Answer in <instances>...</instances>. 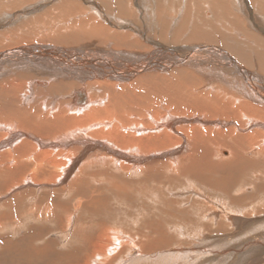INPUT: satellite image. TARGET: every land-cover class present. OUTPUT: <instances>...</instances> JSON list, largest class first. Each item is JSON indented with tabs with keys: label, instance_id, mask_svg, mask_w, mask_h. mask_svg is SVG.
Masks as SVG:
<instances>
[{
	"label": "bare ground",
	"instance_id": "6f19581e",
	"mask_svg": "<svg viewBox=\"0 0 264 264\" xmlns=\"http://www.w3.org/2000/svg\"><path fill=\"white\" fill-rule=\"evenodd\" d=\"M24 1L34 0L0 6V27L12 26L0 35V183H41L47 202L31 206L29 227L13 208L20 201L9 203L12 230L41 232L30 228L13 245L3 238L0 259L12 250L18 264H117L128 251L123 264L134 253L157 258L176 240L148 241L144 222L130 232L105 224L111 193L145 201L166 179L212 185L220 171L264 166V0H202L188 14L180 1L172 15L168 0ZM49 225L93 258L57 252L43 236Z\"/></svg>",
	"mask_w": 264,
	"mask_h": 264
},
{
	"label": "rangeland",
	"instance_id": "374dc122",
	"mask_svg": "<svg viewBox=\"0 0 264 264\" xmlns=\"http://www.w3.org/2000/svg\"><path fill=\"white\" fill-rule=\"evenodd\" d=\"M15 1L16 0H7V1L2 0L0 3V6L3 7V5L6 6L8 3L15 2ZM37 1L38 0H34L33 2L24 1L21 4L22 5L21 8L24 9L25 7H31V5L33 7L37 5ZM180 1H182V4H183L181 7H180ZM209 1L210 0H205L204 3L208 4ZM163 2L165 6L167 7L166 10L170 9L172 3L175 4L176 2L178 4V7H180V9L183 11V13L188 14L191 6H193V4L195 3H201L202 0H168L167 2L165 1ZM54 3L55 2L52 1V4ZM209 6H213V3H211ZM17 10H20V9H17ZM155 10L157 12L159 11L162 12L164 9L161 8L160 5H157ZM168 11L170 15L174 14L172 10H168ZM2 24H3L2 27H0V35L3 34V26H5V30L12 28V26H7L8 24L7 21L6 22L2 21ZM22 45H25V44H22ZM216 119L217 118H215V120ZM223 120H226V119H223ZM219 121L222 122V120H219ZM188 138L190 139V136ZM170 150H173V148ZM248 157L253 158L251 154H248ZM225 173L226 172L220 171L219 175L215 174L216 175L215 177L214 176L210 177L209 179L211 180L213 178L215 179V180L213 179L212 182H215V181L217 182L216 184H212V185L211 183L205 180L204 181L196 180L195 178L191 177V175L187 177H180V178L177 177L175 180L169 179V181L166 179V181H164L165 184L162 186V191L160 190L161 187L158 186L160 188H158L157 192H154L156 197L150 198L149 196L147 200L145 201L141 196H138L136 194H129L126 196L122 195V198H121V195L119 196L117 195L115 197L111 193L109 195L110 201H109L108 210L103 212V215L110 217L109 222L105 224L115 223L116 226L119 228V230L121 229L124 232H130L134 229H138V227L136 226L137 223L144 222L145 226L144 225L142 226L144 227V235L149 239L148 241L155 240L156 237L154 236H156V234H160V235L163 234L165 240L169 241L170 239L171 241L175 239L177 242L176 244H173L171 247H168V248L166 247L168 245L161 247V248H164L163 249L164 251L165 249H167L166 252L162 254L163 256L160 255L157 258L154 257V258L147 259L146 257H138L137 253H134L131 255L132 258L129 259V263L126 262L125 264H149V263L150 264L152 263L153 264H162V263L163 264H173V263L174 264H188V263L190 264H264V166L261 168L260 167H256V168L246 167L244 170L233 172L230 175L228 173H226L225 175ZM222 179H225L224 181L225 183H227L226 184L227 186L223 185L224 183ZM218 181L221 183H219ZM38 184L39 183H32L31 185H26V186L19 185L20 187L18 186V188L15 185H10V187L7 186V189H6V186H3V184L0 183V190H1L0 191V208L2 209V210L0 209V216L2 213V216L0 217V222H2V224L4 223V225H8L6 227L4 226V230H3V226L0 227V252H3V247L7 248V245L5 246V244L3 243V238H6V240H9V241L11 240L12 243L10 244L13 245V243H19L21 239L25 240L29 236V233L31 232L30 228L32 227L29 228V231L28 229L27 230L22 229L23 231L20 229L21 230V233H20V231L16 229L17 225H15L16 228L15 227L14 228L16 230L15 229L12 230L13 228L12 213L17 214V212L15 209H12V207H10L9 203L13 202L14 200L20 201L17 203V205H14L13 208H15L16 206L19 214L23 215L22 216L23 218L21 220L22 226L26 225L29 227L31 225L30 222L32 218L28 216L29 217L28 219L26 218L25 215H29L31 213V210H32L31 206H33V204L36 203L38 205L37 208H39L41 204L46 205V202H47V200L45 199L47 198V196L46 197L42 196L44 191L39 186L41 185V183L39 185ZM229 185L233 187L231 188ZM13 189H15V191H11ZM33 189L35 190V192ZM18 191L20 192L19 194H18ZM213 191H214V194H213ZM46 193H50V192H46ZM202 193H203L202 195L203 197H201ZM204 194H206V196ZM30 195H33V196H30ZM50 195H49V198H50ZM216 195L217 196L219 195L220 197H217ZM215 196L217 197L216 199H215ZM72 197H73L72 193L70 195L65 194L62 196V199L63 201L71 202ZM54 198H57L59 201H61L60 196L58 195H55ZM54 198L51 197L50 202H51V199L54 200ZM203 199L204 201L205 200L206 201L204 202ZM214 200H217V202L216 201L214 202ZM27 201H29V203H27ZM243 201L245 202L243 203ZM138 205L143 206V208ZM178 205H181V206H178ZM226 205H228V207ZM139 208L143 210H140ZM144 209L146 210L145 212H144ZM217 209H219L220 212H218ZM228 209L230 211H228ZM205 212H207V214ZM3 213L7 214L8 216L7 221H3ZM143 213H144V216H143ZM223 213L225 214L223 215ZM231 213L233 214L232 216H231ZM199 214H201V216ZM98 217L100 219L96 220V222L100 224L101 218L103 221L102 214L101 216L98 215ZM157 218L159 222L157 221ZM27 219L30 221H28ZM124 219H126L127 221ZM161 219L163 221H161ZM174 220L176 221V223L174 222ZM32 221L34 222V219ZM49 222L52 223V221H49ZM173 223L175 224L173 225ZM52 226L54 227V229H57L55 225H52ZM146 227H150V228L146 229ZM32 229H35L36 231L41 232L39 229H36V228H32ZM51 229L52 227L49 225V229H46L43 236L44 235L48 236V239L51 243L55 242L53 244L55 247L57 246L56 247L57 252L62 253V254H67L66 253L67 250L70 251L71 249L72 250L74 249L73 252L72 250L70 252L69 251L67 252L73 255H77L78 253H80L83 256L84 254V257L81 256L80 261L84 260L83 262H85L86 259L88 260V258L89 259L93 258L94 250L91 248L85 249V247H83L84 246L83 242H79L78 244L71 243V245L69 244V247H68L66 246L68 244L67 243L68 239L60 235L62 236V240H61V237L58 235L56 230L54 231L52 229L53 230L51 232L52 234L51 233L48 234L49 230ZM92 234L93 235H91L90 241L91 239L95 238L94 235H96V237L99 235L97 230H94ZM42 241L43 240L37 239L34 242V244L37 247ZM80 244L81 246L79 247ZM72 245L73 246L75 245L77 247L75 248ZM176 249H180V252L170 253V252H173L172 250H176ZM150 253L155 254V252H150ZM129 254H130V251H128L126 255L124 254L121 259V262L119 261L117 264H123L122 260L128 258ZM156 254H157V251H156ZM50 255L51 257L54 256V254L52 253ZM1 256H3V253H0V257ZM57 257L58 256L56 253V258ZM164 258H165V261L162 260ZM3 259H0V264H16L17 262L18 263L21 262L20 259H17L15 250L10 251L6 256L3 257ZM36 261L39 262V260H36ZM56 262L58 263L57 260ZM23 264H26V263H23Z\"/></svg>",
	"mask_w": 264,
	"mask_h": 264
}]
</instances>
